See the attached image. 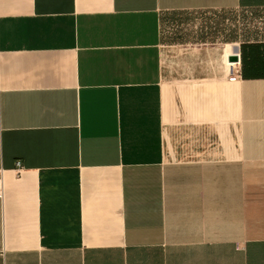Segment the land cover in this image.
Wrapping results in <instances>:
<instances>
[{
    "label": "crops",
    "instance_id": "obj_1",
    "mask_svg": "<svg viewBox=\"0 0 264 264\" xmlns=\"http://www.w3.org/2000/svg\"><path fill=\"white\" fill-rule=\"evenodd\" d=\"M247 15L262 37L264 0H0V264H264Z\"/></svg>",
    "mask_w": 264,
    "mask_h": 264
},
{
    "label": "rangeland",
    "instance_id": "obj_2",
    "mask_svg": "<svg viewBox=\"0 0 264 264\" xmlns=\"http://www.w3.org/2000/svg\"><path fill=\"white\" fill-rule=\"evenodd\" d=\"M213 16L214 17L210 16L212 21H210L209 26L214 28L212 31H214V33L217 34L216 35L217 37L222 38V37H224L223 31H225L226 29L223 26H221L219 22H220V19H222L223 15H219L220 17H218L217 15L214 14ZM225 18H230V17L226 14ZM246 20H247V22L245 24H243V27H242V33H243L242 36L243 37H242L241 41L244 42V44H247L246 47L255 46V44H257V43L264 42V34L262 37L260 35H256V33H257L256 30H257L258 26H256V24L254 23L253 16L247 15ZM202 23H205V22L202 20V22H199V25L200 24L202 25ZM232 30H233V28L230 29V31H232Z\"/></svg>",
    "mask_w": 264,
    "mask_h": 264
},
{
    "label": "built area",
    "instance_id": "obj_3",
    "mask_svg": "<svg viewBox=\"0 0 264 264\" xmlns=\"http://www.w3.org/2000/svg\"><path fill=\"white\" fill-rule=\"evenodd\" d=\"M236 60H234L232 62V64H230V69H229V77H228V81L233 83L235 82L239 77H240V72H241V63H240V58L238 56V54L236 55ZM20 164L17 163V167H19ZM1 186H2V178H1V175H0V198L2 197V194H1Z\"/></svg>",
    "mask_w": 264,
    "mask_h": 264
},
{
    "label": "water",
    "instance_id": "obj_4",
    "mask_svg": "<svg viewBox=\"0 0 264 264\" xmlns=\"http://www.w3.org/2000/svg\"><path fill=\"white\" fill-rule=\"evenodd\" d=\"M233 60H236V58H234Z\"/></svg>",
    "mask_w": 264,
    "mask_h": 264
}]
</instances>
